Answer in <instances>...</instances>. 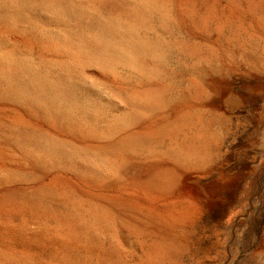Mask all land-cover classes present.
<instances>
[{
	"label": "rangeland",
	"instance_id": "obj_1",
	"mask_svg": "<svg viewBox=\"0 0 264 264\" xmlns=\"http://www.w3.org/2000/svg\"><path fill=\"white\" fill-rule=\"evenodd\" d=\"M130 1L0 0V96L5 92L4 96L2 95L0 97V107H2L0 108V257H3L0 258V264H12L15 261L17 264H20L22 261L24 262L21 264H30V262L31 264H47L48 262V264H72L73 261L74 264V260L76 264H86V262L87 264H90L91 260H94L92 261V264H97L98 262V264H141L140 261L142 257V260H147L142 261V264H264V0H167L169 2H166V0H158L157 4L156 0H149L150 2L147 0H134L133 3ZM138 1L143 3L145 8L143 6L142 7L145 11H143L144 9L141 7H136L140 5L138 4ZM152 1H155V3ZM164 2L165 4L167 3L166 6L169 7L166 8L163 5ZM150 5H152L155 10L150 7ZM156 5L160 9L157 8ZM160 5L163 6L161 7ZM131 6H134V8ZM146 7H148L149 10ZM155 7L159 10V12L156 11ZM130 8L132 9L130 10ZM135 8H138V12ZM168 8L169 10H167ZM140 9H142V13L140 12ZM152 10H154L155 13ZM151 11L154 14H151ZM160 11H164V15ZM144 12L149 16H145ZM125 13H129L127 15L128 18ZM115 15H119L121 19ZM122 15L125 16V18L122 17ZM116 20H119V23L116 22ZM136 21L137 24L134 23ZM143 21H145L146 24H144ZM131 24L134 25L136 29L133 28ZM115 27H119L120 29L118 28L117 30ZM68 28L71 29L69 30ZM70 31L71 33H74L73 31L76 32L74 33V36H72ZM78 31L81 34L83 32L84 33L81 35ZM113 31H116L115 34L117 33V36H114L115 34ZM110 32H113L114 35ZM128 32L132 35V37ZM126 33H128L130 37H128ZM68 34H71V36ZM102 34L104 36H102ZM119 34L121 38L128 39L125 41L119 36V40H121L120 43L117 39ZM60 35L61 38H58ZM65 35L68 36L67 39V36ZM75 35H77V37H75ZM83 35H86V38ZM112 35L114 38H117L113 39ZM138 35H140V39L138 38ZM82 36L83 38H81ZM70 37L71 40L74 38L72 41L73 43L68 41L70 40ZM100 37H102L104 41H102V39L100 41ZM54 38H57V42H60L63 39V43L60 42L63 48L60 47L59 43H55L56 40ZM91 38L92 40H90ZM129 38L134 40V42L138 39L142 40L140 41L142 45L139 40L138 42H135L134 45V42H130ZM51 39H54L55 41L53 40L52 42ZM80 39L84 40L79 43ZM85 39L86 44L88 43L87 45L84 43ZM144 39L145 43L148 41L151 42V44L144 43L146 47L143 46ZM66 40L68 43H66ZM95 40H98V43L100 42V48ZM122 41L126 44L129 43L128 46L130 45V49L133 48V46L137 47L136 43H138V45H140L139 50L137 48H133L132 51L135 52H129L130 49L124 42L123 45L120 46ZM50 42H52L53 45ZM94 43L97 44V46L93 49V46L95 45ZM112 43L114 45H111ZM153 43L157 44L156 46L161 47L159 52V47H152ZM50 44L53 46V49L50 48ZM131 44H133V46ZM40 45L43 46L41 47ZM55 45H58V49L60 48L59 51L55 49ZM148 45L149 47H147ZM71 46L73 48L75 46V51H72L73 48ZM112 46H114L113 49L115 50L112 49ZM142 46L145 48H142ZM82 47L85 48V52L88 55L91 54V59L94 60L97 56L96 61L89 59L90 57L88 55V57H85L86 53ZM96 47L98 51H94ZM126 47L128 49H126ZM150 47L153 48L152 50L156 48L155 52L152 51ZM143 49H150L154 53ZM105 50H107L106 52L110 51L111 54L114 53V55H110L109 52L107 54ZM142 50L149 52V55H147V52L145 55ZM76 52H79L78 54L82 55H79L78 57ZM70 53L74 55H71ZM92 53L94 55H92ZM124 53L125 55H122ZM138 53L139 55L142 53L145 56H149L147 60L145 59V56L142 54L140 55L143 60L145 59L144 62L147 61L146 66L144 64L146 68L144 66L143 69L140 68L142 70H146L143 72L141 70L142 75L139 67H142L140 62L143 60L140 58V61H136L139 58ZM70 55L73 58L70 57ZM108 55H110L109 58ZM151 55L152 57H150ZM111 56H114L112 58L113 61L111 60ZM115 58H117V60ZM150 58H152V61ZM102 59L105 60L101 61ZM108 59H110L113 63V66L118 64V66L116 65L117 67L115 66L114 68H112L113 66L111 65L112 67L110 66V72L109 67H105L106 65L111 64ZM122 59L125 60L123 61ZM127 59H129V61ZM88 60H91V62ZM13 67L15 68L13 69ZM147 68L150 70L154 68L155 71L151 70L154 71L151 73V71ZM205 68H207V70ZM15 69L16 71H19L16 73ZM23 69L29 70L24 71ZM33 69L34 72L36 71L33 73L34 77L32 76ZM116 69L119 71L115 72ZM135 69L139 72H136ZM147 70L150 72L148 75H154L149 77L146 76L148 72ZM144 72L146 75L143 74ZM38 74H40L39 78ZM29 75H31V77H29ZM25 78H29L30 80H26ZM128 79H130L131 82ZM209 81L212 83L213 87L211 86L210 89H207L206 83H209ZM31 82L36 84H32ZM7 85L12 87L10 88ZM158 85L161 89L157 87ZM136 86L138 87L136 88ZM150 86H152V88ZM23 87L25 89H23ZM38 89L40 90L39 92H37ZM43 89V92H47L46 94L48 97H46L41 91ZM33 91H36L38 94L40 93V96L42 93L44 95L39 98V95ZM51 93L52 96L55 97V100L50 95ZM8 95H10V97H8ZM35 95L36 97H34ZM55 95L58 97L60 96L59 98H62L61 101L58 102L59 98H56ZM49 96L52 98H49ZM14 97L16 99H14ZM22 97L26 98L24 99ZM32 98L34 99L32 100ZM36 98L37 100L39 98V101L41 100L44 104L41 103V101L38 102ZM152 98H155V100L153 101ZM27 101L30 102V104ZM52 101H54L55 104ZM23 102H26L28 105H33V108L30 106L29 110L26 103V106H23ZM12 103L15 104L13 105ZM144 103H147V108H152L146 110V108L143 107L145 105ZM183 103H189L190 105H193V103H196L194 105H198V103L199 105H212L213 107L215 106L222 115H224L222 116L223 120L221 121L223 124L220 123L223 130L218 127L220 125L215 122L216 119L209 117L207 113H201L198 114V116L195 114L196 116H194V118L191 116L189 119L188 124L189 126L191 124L192 129V132L190 133L191 137L189 135L188 138L187 135H185L184 137H187L188 139L186 138L187 140L185 139L184 141L193 142L194 145L192 144L191 146L192 149L195 147V153L193 149L192 158L194 160L196 157V163L195 160H192V158L191 161L190 159L185 161V159L184 162L182 161L180 164L174 161L171 162L169 159L170 155L167 153L169 156L167 157V155L165 156V154H163L164 150L162 147L160 148V141L158 140V143L155 139H151L155 142V144L152 145L153 141L149 140L152 142L150 143L144 139V133L142 132L144 129L140 130L144 125L146 127H154L159 116L162 115V112H164V115H168L169 113L175 111L176 106ZM158 105L163 109L157 107ZM62 107L64 109H62ZM47 108L52 112L50 113ZM134 108H138L139 111L134 110ZM43 109H45L46 112H41L45 111ZM54 109L56 112L60 110L59 113L54 114ZM26 110L27 112H25ZM18 113L22 115L20 116ZM23 113L25 115H23ZM60 113L63 114H61V117ZM131 113L134 114V117ZM150 114L154 118H151ZM199 116L205 117H203L202 120V117L199 118ZM1 117H3V119ZM11 117H15V121ZM20 117L23 118V121H21ZM28 117L29 119H32V121L27 120ZM195 117H198L197 121ZM207 118L211 120L208 121ZM9 119L10 121L8 123ZM115 119L117 120L114 121ZM130 119L133 120V122H130ZM28 121L33 125H30ZM111 121L115 122H113L114 124L112 127ZM202 121L203 123L207 122L208 124H200ZM10 122L13 124L12 126H10ZM15 122L19 128L16 126ZM90 124L92 125L88 127ZM131 124H133V126H130ZM195 125L197 128H195ZM85 126L87 127L86 129ZM145 126L143 128H145ZM9 127L13 128L10 130ZM133 127L137 128L135 129ZM130 128H132V131L129 130ZM218 128L219 130H222V133L217 131ZM25 130L27 134L25 133ZM125 130H127V132ZM8 131L11 132L8 133ZM34 132L37 133L34 134ZM198 132H202L201 136ZM32 133L34 135H32ZM40 133H42V135H40ZM36 134L39 135L36 136ZM3 135H5V138ZM198 136H200V138H197ZM28 138H30V141ZM203 138L207 139L203 140ZM142 139L146 141H142ZM196 139H198V141ZM118 140H122V142L119 141L123 144L122 147H120L121 145H119V142L116 144ZM125 141H127V143ZM136 141L141 144H136ZM184 141L182 140V143H185ZM203 141L208 143V147L206 146L207 148H205L206 143L204 144ZM113 142L114 146L116 145L115 147L112 145ZM149 143L150 146L152 145L150 148ZM196 143L197 146L198 144L200 146L201 143L204 144V147L202 145L200 147L198 146V148L203 147L205 150L202 148L199 152ZM132 144L137 145V147L134 145L132 146ZM142 146H144V148H142ZM153 146L155 147L153 148ZM124 147H128V151ZM133 147H136L138 152L141 151V153L139 152L140 155H138L136 149ZM119 149H121V152ZM157 150H159V152H157ZM202 151H207L208 155H206L207 152L205 154V152L203 153ZM135 152L136 154H134ZM33 153H37V156ZM100 153H102V155ZM123 153L124 155L126 153L127 158L126 155L123 157ZM109 154L111 156H109ZM142 154L144 155L142 158L143 160H141ZM118 155H120V157ZM158 155L161 156L159 157ZM39 156L41 160L39 159ZM202 156L204 157L202 158ZM115 159L118 161L117 163ZM198 159L200 160L197 161ZM159 160L165 164L170 163L175 168L174 177L176 178V193L174 194V197H176V205L181 206V209L179 206V209L175 207V210L178 209L175 212V215L166 214L167 209H170V206L173 204H171L170 201L172 198L169 199L163 197V200H166H164L165 202L163 204V202H160L162 198H160V196H156L159 191L154 186L155 182H150V184L147 185L144 183L145 181H143L147 179V176L153 173L152 171H154L150 170L149 172L148 167L150 166V168L152 167L154 169L158 165ZM154 162H156V166L153 164ZM176 163L181 166L185 165L181 168L180 166H177ZM191 163L193 164L191 165ZM122 164L126 165V167L124 168V165L122 166ZM140 177L142 178V182L139 179ZM151 179L153 178L151 177ZM137 181L139 182L137 183ZM152 183L154 185H151ZM52 186L54 187L52 188ZM135 186H139L140 188H136ZM136 189L137 191H133ZM36 191L37 193H35ZM144 191H146V193H144ZM40 192L42 195L39 194ZM143 193L145 197L143 196ZM148 193L151 194L149 195ZM14 194L15 196H13ZM70 194L72 196L75 195V200ZM36 196L41 198V202L38 200V197L36 198ZM42 196H45V198ZM69 196L70 198H68ZM77 196L79 197L77 198ZM90 197L91 199L89 202ZM155 197H159L160 200L158 198L157 200L159 201L157 202ZM94 198L95 201L98 200L97 203L101 206H97L99 205L97 203L94 204ZM77 199H80L79 201L81 203L79 205L77 204L79 203ZM99 199L101 201L104 200L103 203ZM153 199L156 202H154ZM82 202L84 203L83 205ZM88 202L90 203L88 205L91 206V210L93 209L92 207H95L94 205H96L95 208H99L98 211H96L97 209L95 210V208L93 209V211L95 210L93 215L92 213L89 214L90 212L88 213V210L90 209H87L90 207L87 205ZM109 203H113V206ZM92 204L94 205L92 206ZM84 205L87 206V208H85ZM106 205L107 209L105 208ZM139 205H141V207ZM74 206L76 207L74 208ZM103 206L104 209H106V212L103 209ZM149 206H152L153 208L150 207L148 209ZM108 207H110V209ZM82 208L85 211H83ZM154 208H156V210L159 209L160 211L162 209V211L159 212V214V210L156 211ZM45 209H47V212ZM108 209L110 212L107 211ZM111 209L112 214H116L115 217L112 214H109L111 213ZM99 210L101 213L103 211V213L100 214ZM149 210H152V212L149 213ZM96 212H98L99 215ZM104 212H108L109 217L111 216L115 219L112 220L111 218V221L109 217L107 218L108 214H105ZM177 212L178 214H176ZM186 212H188V214ZM94 214L98 215V217L94 216ZM78 215L79 217L81 216L80 219ZM90 215H92V217H90ZM150 215H152L153 218H156H154L155 221ZM167 215L169 218L166 217ZM74 216H76V221L73 219ZM93 216L96 218V221ZM100 216L103 221L101 219H97L100 218ZM148 216H150L149 218L152 221L149 220ZM163 216L166 218L164 217V219H162ZM26 217L27 219H25ZM44 217H47V219ZM125 217L129 218L126 219ZM174 217H176V219ZM59 218H66V221L60 220L61 222H58L57 220ZM82 218H84L83 223H85L83 225L82 223H79L80 220V222H82ZM158 218L162 220V224L159 222ZM179 218L180 220H178ZM129 219L132 220V223ZM70 220H74V222L72 223ZM104 220H110V222H107V224L106 221L105 223H102ZM166 220L167 223L165 222ZM63 221L66 225H64L65 223ZM89 221L93 222L92 224L94 225L92 226ZM97 221H99L100 224H97L101 227H97V225H95ZM124 221L127 223L124 224ZM137 222L141 225H138ZM78 223L80 225H78ZM101 223L105 224V226ZM112 223L113 226L111 225ZM68 224L71 228H68ZM131 224H134L133 228L130 227L133 226ZM107 226L109 228H107ZM85 227H87V229H84ZM90 227H94L95 229ZM64 228H66V230H64ZM67 228L69 230H67ZM74 229H76V231ZM78 229L81 232L79 236ZM89 230H94L91 232H97L98 235L95 233V236L92 235L93 237L91 236L92 238L90 240L88 236L93 233ZM86 231L89 232V235ZM129 231L131 233L130 235L128 234ZM138 231L140 232L138 233ZM64 232L67 234L76 232L77 235H74V233H72V235H68H71L72 239L78 236L79 239L77 238L78 240L74 239L73 241ZM82 233H84L83 236ZM85 234L87 235L85 236ZM63 237L64 239H62ZM81 237L84 238L83 241ZM67 239L69 242H67ZM69 239L71 240V243ZM85 239L89 243H87ZM88 239L92 242V244ZM92 240H94L95 243ZM128 240L131 243H129ZM76 241L78 243L80 241V243H84V248L81 246L82 244L79 245ZM72 242L74 244H72ZM66 244L71 245L66 246ZM73 245L74 247H71ZM88 246H91L92 250L91 247ZM153 247L161 249L156 250ZM63 251L64 253L62 254ZM105 251L106 254L104 253ZM81 252L83 254H81ZM91 252L93 254H97L93 255ZM110 252H112V258H110ZM150 252L156 253L151 254ZM15 253L17 257L23 256L24 259L20 257L17 258ZM116 253L121 254L117 257ZM76 254H78V258ZM101 255L103 257H101ZM95 256L98 257L96 258ZM45 257H50L52 262H50L49 259L46 261L47 259L45 260ZM66 259L67 261H65ZM96 259L100 260L95 261ZM54 260L55 262L59 261V263H54ZM44 261L46 262L42 263ZM89 261L90 263H88ZM133 261H135V263Z\"/></svg>",
	"mask_w": 264,
	"mask_h": 264
},
{
	"label": "bare ground",
	"instance_id": "obj_2",
	"mask_svg": "<svg viewBox=\"0 0 264 264\" xmlns=\"http://www.w3.org/2000/svg\"><path fill=\"white\" fill-rule=\"evenodd\" d=\"M129 1H130V0H129ZM133 1H134V0H131L130 2L133 3ZM136 1H137V0H136ZM147 1H149V0H147ZM157 1H158V0H156V4L158 3ZM138 2H139V1H138ZM138 2H136V3H138ZM141 2H144V1H141ZM149 2H150V1H149ZM152 2L155 3V1H152ZM166 2H169V1L166 0ZM172 2H173V1H172ZM145 3H146V2H145ZM145 3H144V4H145ZM147 3H148V2H147ZM160 3H161V2H160ZM160 3H159V4H160ZM138 4H140V5L142 4V5L140 6V5H138ZM138 4H137L138 6H136V7H141V8L144 7V8H145V6L143 5V3H140V2H139ZM151 4H152V3H151ZM117 5L119 6L118 3H117ZM126 5H127V3H126ZM132 5H133V4H132ZM145 5H146V4H145ZM163 5H164L166 8L169 7V6H166L167 3L165 4V2H164ZM163 5H162V6H163ZM120 6H121V5H120ZM122 6H123V5H122ZM129 6H130V5H129ZM129 6H128V7H129ZM142 6H143V7H142ZM147 6L149 7L148 4H147ZM154 6H155V5H154ZM156 6H157V5H156ZM160 6H161V5H160ZM162 6H161V7H162ZM124 7H125V6H124ZM131 7L134 8V6H131ZM148 7H146V8H148ZM150 7H152V5H150ZM174 7H175V6H174ZM132 8H130V10H131ZM144 8H143V9H144ZM152 8L154 9V7H152ZM152 8H151V9H152ZM155 8H156V7H155ZM157 8H159V7L157 6ZM157 8H156V11L159 12V10H158ZM163 8H164V7H163ZM166 8H165V9H166ZM57 9H58V8H57ZM75 9H76V8H75ZM121 9H122V8H121ZM123 9H124V8H123ZM126 9H127V6H126ZM135 9H136V11L138 12V10H137L138 8H135ZM159 9H160V8H159ZM64 10H65V9H64ZM141 10H142V9H140V12H141ZM148 10H149V8H148ZM148 10H147V11H148ZM154 10H155V9H154ZM154 10H152V11H154ZM167 10H169V8H168ZM171 10H172V9H171ZM95 11H96V10H95ZM118 11H119V10H118ZM143 11H145V9H144ZM143 11H142V12H143ZM147 11H146V12H147ZM152 11H151V14H154L155 11H154V13H152ZM164 11H166V10H164ZM164 11H163V12H164ZM174 11H175V10H174ZM142 12H141V13H142ZM160 12L163 14L162 11H160ZM168 12H169V11H168ZM79 13H80V12H79ZM156 13H157V12H156ZM85 14H86V13H85ZM115 14H116V13H115ZM120 14H121V13H120ZM125 14H126V13H125ZM128 14H129V13H128ZM128 14H126V17H127ZM130 14H131V12H130ZM138 14H139V13H138ZM144 14H145V12H144ZM170 14H171V13H170ZM146 15H147V14H145V16H146ZM163 15H164V14H163ZM190 15H191V14H190ZM87 16H88V15H87ZM111 16H112V15H111ZM115 16H117V15H115ZM139 16L141 17L140 14H139ZM147 16H149V15H147ZM151 16H152V15H151ZM156 16H157V15H156ZM117 17H119V15H118ZM122 17L125 18V16H123V15H122ZM157 17H158V16H157ZM119 18H120V17H119ZM119 18H118V19H119ZM127 18H128V17H127ZM136 18H137V17H136ZM143 18H144V17H143ZM149 18H151V17H149ZM171 18H172V17H171ZM175 18H176V17H175ZM216 18H217V17H216ZM108 19H109V18H108ZM120 19H121V18H120ZM139 19H140V18H139ZM146 19H147V17H146ZM156 19H157V18H156ZM110 20H112V19H110ZM122 20H123V19H122ZM127 20H128V19H127ZM135 20H136V19H135ZM143 20H144V19H143ZM148 20H149V19H148ZM148 20H147V21H148ZM159 20H160V19H159ZM152 21H153V20H152ZM157 21H158V20H157ZM107 22H108V20H107ZM112 22H113V21H112ZM116 22L119 23V20H118V21L116 20ZM126 22H128V21H126ZM120 23H121V22H120ZM124 23H125V22H124ZM124 23H123V24H124ZM129 23H130V22H129ZM134 23L137 24V21L134 22ZM143 23L146 24L145 21H143ZM143 23H142V24H143ZM152 23H153V22H152ZM121 24H122V23H121ZM142 24H141V25H142ZM144 24H143V25H144ZM149 25H150V24H149ZM156 25H157V24H156ZM171 25H173V24H171ZM65 26H66V24H65ZM78 26H79V25H78ZM119 26H120V25H119ZM121 26H122V25H121ZM127 26H128V25H127ZM131 26H132L133 28H135L134 25L131 24ZM146 26H147V25H146ZM95 27H96V25H95ZM116 27H117V26H116ZM116 27H115V28H116ZM122 27H124V26H122ZM78 28H79V27H78ZM118 28H119V27H118ZM118 28H116V29L118 30ZM168 28H169V27H168ZM68 29L70 30L71 28H68ZM93 29H96V28H93ZM109 29H110V28H109ZM119 29H120V28H119ZM126 29H127V28H126ZM135 29H136V28H135ZM69 30H68V31H69ZM112 30H113V29H112ZM112 30H111V31H112ZM124 30H125V28H124ZM128 30H129V28H128ZM132 30H133V29H132ZM68 31H67V32H68ZM71 31H72V30H71ZM71 31H70V33H71ZM84 31H85V30H84ZM73 32L76 33L75 31H73ZM78 32H79V31H78ZM94 32H95V31H94ZM103 32H105V31H103ZM108 32H109V31H108ZM113 32H114V34H115L116 31H113ZM113 32H110V33L113 34ZM123 32H124V31H123ZM123 32H122V34H123ZM134 32H135V30H134ZM162 32H163V31H162ZM68 33H69V32H68ZM74 33H71L72 36H74ZM79 33H80V32H79ZM83 33H84V32H83ZM83 33H82V34H83ZM92 33H93V32H92ZM106 33H107V32H106ZM128 33H129V32H128ZM128 33H126V34H127L128 37H130L131 34L129 33L130 35H128ZM63 34H64V33H63ZM65 34H67V33H65ZM71 34H68V35L71 36ZM80 34H81V33H80ZM82 34H81V35H82ZM93 34H94V33H93ZM114 34H113V35H114ZM122 34H121V35H122ZM134 34H135V33H134ZM143 34H144V33H143ZM164 34H165V33H164ZM170 34H171V33H170ZM58 35H59V34H58ZM100 35H101V34H100ZM104 35H105V33H104ZM104 35L102 34V36H104ZM113 35H112V38H113V39H116L117 37L114 38ZM155 35H156V34H155ZM168 35H169V34H168ZM65 36H67V35H65ZM83 36L85 37L86 35H83ZM83 36H82L81 38H83ZM93 36H94V35H93ZM105 36H106V35H105ZM108 36H109V35H108ZM114 36H117V33H116ZM119 36H120V34L118 35V38H117V39H118V41H120V43H121V40H119ZM127 36H126V37H127ZM139 36H140V35H138V38H139ZM59 37L61 38V35L58 36V38H59ZM63 37H64V35H63ZM75 37H77V35H75ZM124 37H125V36H124ZM131 37H132V35H131ZM134 37H135V36H134ZM136 37H137V36H136ZM67 38H68V36L66 37V39H67ZM85 38H86V37H85ZM89 38H90V37H89ZM92 38H93V37H92ZM92 38H91L90 40H92ZM107 38H108V37H107ZM120 38H121V36H120ZM138 38H137V39H138ZM54 39L56 40L57 38H54ZM54 39H53V40H54ZM73 39H74V38H73ZM73 39L71 40V37H70V40H68V41H71V42H72ZM76 39H77V38H76ZM101 39H102V37H100V41H101ZM109 39H111V38H109ZM113 39H112V40H113ZM121 39L126 41L128 38H127V39H123V38H121ZM129 39H130V38H129ZM139 39H140V38H139ZM139 39H138V40H139ZM142 39H143V38H142ZM177 39H178V38H177ZM51 40H52V39H51ZM53 40H52V42H53ZM55 40H54V41H55ZM83 40H84V39H82V40L80 39V40H79V43H80V41H83ZM98 40H99V38H98ZM98 40H95V41H97L96 43L99 45L98 47L100 48V44H99L100 42L98 43ZM112 40H111V41H112ZM138 40H136L135 42H138ZM155 40H156V39H155ZM193 40H194V39H193ZM48 41H49V40H48ZM62 41H63V39H62L60 42H62ZM66 41H67V40H66ZM66 41H65V42H66ZM68 41H67L66 43H68ZM88 41H89V40H88ZM102 41H104V40L102 39ZM108 41H109V40H108ZM116 41H117V40H116ZM132 41L134 42V40H131V39H130V42H132ZM140 41H142V40H139V42H140ZM52 42H50V43H52ZM60 42H57V40H56L55 43H59L60 47H62L61 44H60ZM65 42H64V43H65ZM92 42H93V41H92ZM123 42H124V41H122V44H120V46L123 45ZM128 42H129V40H128ZM128 42H127V43H128ZM133 42H132V43H133ZM135 42L133 43L134 45H135ZM156 42H157V41H156ZM182 42H183V41H182ZM62 43H63V42H62ZM66 43H65V44H66ZM72 43H73V42H72ZM84 43H85V45L88 44V43L86 44V39H85ZM124 43H125V42H124ZM140 43H141V42H140ZM144 43H145V39H144V41H143V46H145L146 43H147V44H148V43L151 44V42H148V41H146L145 44H144ZM175 43H176V42H175ZM175 43H174V44H175ZM17 44H18V43H17ZM42 44H43V43H42ZM74 44H76V43H74ZM74 44H72V45H74ZM81 44H82V43H81ZM81 44H80V45H81ZM94 44H95V43H94ZM97 44H95V45L93 46V49H94L95 46H97ZM125 44H126V43H125ZM128 44H129V43H128ZM128 44H126L127 47L130 46V45L128 46ZM133 44H131V45L133 46ZM136 44H137V47H134V46H133V48H135V49L137 48V49L139 50L140 45H138V43H136ZM43 45H44V44H43ZM43 45H40V46L42 47ZM52 45H53V43H52ZM52 45L50 44V46H51L50 48L53 47ZM62 45H63V44H62ZM68 45H69V44H68ZM76 45H77V44H76ZM80 45H79V46H80ZM85 45H84V46H85ZM91 45H92V44H91ZM111 45H114V44L112 43ZM117 45H118V42H117ZM141 45H142V43H141ZM156 45H157V44H154V43H153V46H152V45H151V46H152V47H155ZM161 45H162V44H161ZM21 46H22V45H21ZM26 46H27V45H26ZM57 46H58V45H57ZM57 46L55 45V47H56L55 49H57V50L59 51L60 48L58 49ZM63 46H64V45H63ZM109 46H110V44H109ZM115 46H116V45H115ZM120 46H118V47L121 48ZM143 46H142V48H145V47H146V46H145V47H143ZM19 47H20V46H19ZM27 47H28V46H27ZM69 47H70V46H69ZM71 47H72V46H71ZM77 47H78V46H77ZM113 47H114V46H112V49H113ZM127 47H126V49H128ZM147 47H149V45H148ZM152 47H150L151 50L153 49ZM158 47H159V46H156V48H158ZM178 47H179V46H178ZM29 48H30V47H29ZM38 48H40V47H38ZM48 48H49V47H48ZM62 48H63V47H62ZM62 48H61V49H62ZM64 48H65V46H64ZM72 48H73V47H72ZM82 48H83V50H84V52H85V48H84V47H82ZM105 48H106V47H105ZM133 48L130 49V47H129L130 51H129V50H128V51L131 52ZM156 48H155L154 50H152V51L155 52ZM160 48H161V47H159V50L157 49L158 52L160 51ZM175 48H176V47H175ZM35 49H36V48H35ZM52 49H53V48H52ZM69 49H70V48H69ZM78 49H79V47H78ZM96 49H97V47H96ZM96 49H95L94 51H98V49H97V50H96ZM167 49H168V48H167ZM170 49H171V48H170ZM170 49H169V50H170ZM41 50H42V49H41ZM57 50H56V51H57ZM62 50H63V49H62ZM73 50L75 51V46H74V48L72 49V51H73ZM83 50H82V51H83ZM88 50H89V49H88ZM90 50H91V49H90ZM113 50H115V49H113ZM117 50H118V48H117ZM143 50H149V51H151L150 49H143ZM143 50H142V52H144L145 55H146V52H147V51H143ZM32 51H33V50H32ZM36 51H37V50H36ZM63 51H64V50H63ZM67 51L69 52L68 49H67ZM70 51H71V50H70ZM72 51H71V52H72ZM76 51H77V49H76ZM79 51H80V50H79ZM99 51H100V49H99ZM106 51H107V50H105V52H106ZM125 51H126V50H125ZM136 51H137V50H136ZM152 51H151V52H152ZM171 51H172V49H171ZM181 51H182V50H181ZM38 52H39V51H38ZM92 52H93V51H92ZM102 52H103V51H102ZM108 52H109L110 55H114V53L111 54L110 51H108ZM108 52H106V53L108 54ZM116 52H117V51H116ZM132 52H135V51H132ZM154 52H152V53H154ZM168 52H170V51H168ZM173 52H174V51H173ZM186 52H187V51H186ZM36 53H37V52H36ZM40 53H41V52H40ZM76 53H77V52H76ZM78 53H79V52H78ZM78 53H77L78 57H79V55H82V54H78ZM82 53H83V52H82ZM85 53H86V52H85ZM147 53H148L147 55H149V52H147ZM180 53H181V52H180ZM32 54H33V52H32ZM70 54H71V53H70ZM96 54H97V53H96ZM96 54H95V56H96ZM103 54H104V53H103ZM103 54H102V55H103ZM107 54H106V55H107ZM132 54H133V53H132ZM141 54H142V53H140V55H141ZM71 55H74V54H71ZM71 55H70V57H72ZM87 55H88V54L86 53L85 57H88V56H89V57H90L89 59H91V54H89L88 56H87ZM92 55H94V54L92 53ZM110 55H108V58H109ZM122 55H125V53L122 54ZM138 55H139V53H138ZM140 55H139V58H138L139 60L137 59L136 61H140V60L142 59ZM142 55L145 56L144 54H142ZM157 55H158V54H157ZM169 55H170V54H169ZM95 56H94V57H95ZM104 56H105V55H104ZM120 56H121V52H120ZM158 56H160V55H158ZM158 56H157V58H158ZM203 56H204V55H203ZM6 57H7V56H6ZM6 57H5V58H6ZM99 57H100V56H99ZM113 57H114V56H113ZM113 57L111 56V60H112V61H113V59H112ZM115 57H116V56H115ZM117 57H118V55H117ZM137 57H138V56H137ZM145 57H146L145 59H147L149 56H145ZM150 57H152V55H151ZM155 57H156V56H155ZM160 57H161V56H160ZM205 57H206V56H205ZM72 58H73V57H72ZM72 58H71V59H72ZM80 58H82V57H80ZM96 58H97V56H96ZM96 58L94 59L95 61H96ZM100 58H102V57H100ZM103 58H105V57H103ZM129 58H130V57H129ZM140 58H141V59H140ZM143 58H144V57H143ZM157 58H155V59H157ZM201 58H202V57H201ZM105 59H106V58H105ZM105 59H104V60H105ZM115 59L117 60V58H115ZM131 59H132V58H131ZM131 59H130V60H131ZM133 59H134V57H133ZM145 59H144V60H145ZM185 59H186V58H185ZM5 60H6V59H5ZM7 60H8V59H7ZM10 60H11V59H10ZM91 60H93V59H91ZM91 60H88V61L91 62ZM94 60H93V61H94ZM104 60L102 59L101 61H104ZM122 60L124 61L125 59H122ZM127 60L129 61V59H127ZM127 60H126V61H127ZM134 60H135V59H134ZM142 60H143V59H142ZM144 60H143L142 62H140L141 64L139 63V64L142 66V67H139L140 73H141V70L143 69L144 64H145V66H146V64H147V61H145V62H146V63H145ZM147 60H148V59H147ZM150 60L152 61V58H150ZM153 60H154V59H153ZM85 61H86V60H85ZM108 61L111 62L110 59H108ZM114 61H115V60H114ZM119 61H120V58H119ZM123 61H122V62H123ZM128 61H127V63H128ZM131 61H132V60H131ZM155 61H156V60H155ZM12 62H13V61H12ZM29 62H30V61H29ZM70 62H71V61H70ZM115 62H116V61H115ZM133 62H134V61H133ZM143 62H144V63H143ZM157 62H158V60H157ZM24 63H25V61H24ZM67 63H68V62H67ZM77 63H78V62H77ZM100 63H101V62H100ZM102 63H103V62H102ZM105 63H106V62H105ZM199 63H200V62H199ZM2 64H3V63H2ZM5 64H6V63H5ZM17 64H18V63H17ZM96 64H97V63H96ZM128 64H129V63H128ZM133 64H134V63H133ZM136 64H137V63H136ZM142 64H143V65H142ZM148 64H149V63H148ZM159 64H160V63H159ZM194 64H195V63H194ZM9 65H10V64H9ZM25 65H26V64H25ZM103 65H104V64H103ZM111 65L113 66V63H112V62H111V64L105 66V67H109V72L111 71V70H110V66H111ZM116 65L118 66V64H116ZM116 65H114L113 67L111 66V67L114 68ZM166 65H167V64H166ZM203 65H205V64H203ZM68 66H69V65H68ZM94 66H95V65H94ZM117 66H116V67H117ZM129 66H130V65H129ZM131 66H132V64H131ZM145 66H144V67H145ZM148 66H149V65H148ZM194 66H195V65H194ZM21 67H22V66H21ZM124 67H125V66H124ZM133 67H134V66H133ZM159 67H160V66H159ZM216 67H217V66H216ZM14 68H15V67H13V69H14ZM93 68H94V67H93ZM126 68H127V66H126ZM140 68H142V69H140ZM145 68H146V67H145ZM145 68H144V69H145ZM149 68H150V67H149ZM149 68H147V69H149ZM151 68H152V67H151ZM71 69H72V68H71ZM107 69H108V68H107ZM119 69H120V68H119ZM122 69H123V68H122ZM136 69H138V68H136ZM136 69H135V70H136ZM205 69L207 70V68H205ZM23 70H24V69H23ZM26 70H29V69H26ZM26 70H24V71H26ZM151 70H154V71H155L154 68L151 69ZM151 70L149 69V71H151ZM206 70H205V71H206ZM208 70H210V69H208ZM15 71H16V69H15ZM18 71H19V70H18ZM18 71H16V73H17ZM20 71H21V70H20ZM24 71H23V72H24ZM118 71H119V70H118ZM118 71H117V69L115 70V72H118ZM143 71H146V70H142V72H143ZM147 71H148V70H147ZM149 71L147 72V75H146L145 72H144L143 74H145V75L148 76V77L154 75V74L148 75V74L150 73ZM154 71H151V73H153ZM35 72H36V71H35ZM35 72H34V69H33L32 74L35 73ZM37 72H39V71H37ZM112 72H114V71H112ZM136 72H139V71L136 70ZM14 73H15V72H14ZM21 73H22V72H21ZM26 73H27V72H26ZM30 73H31V71H30ZM119 73H120V72H119ZM199 73H200V72H199ZM11 74H12V73H11ZM57 74H58V73H57ZM135 74H137V73H135ZM163 74H164V73H163ZM16 75H17V74H16ZM36 75H37V74H36ZM39 75H40V74H38V78L40 77ZM41 75H42V74H41ZM120 75H121V74H120ZM141 75H142V73H141ZM161 75H162V74H161ZM18 76H19V75H18ZM32 76L34 77V74H33ZM44 76H45V75H44ZM137 76H138V75H137ZM158 76H159V75H158ZM21 77H22V76H21ZM24 77H25V76H24ZM27 77H28V75H27ZM29 77H31V75H29ZM33 77H32V79H33ZM42 77H43V76H42ZM38 78H37V79H38ZM44 78H46V77H44ZM25 79L27 80V79H29V78H25ZM35 79H36V77H35ZM40 79H42V78H40ZM46 79H48V78H46ZM134 79H135V78H134ZM138 79H139V78H138ZM147 79H148V78H147ZM171 79H172V78H171ZM26 80H24V81H26ZM29 80H30V79H29ZM43 80H44V79H43ZM119 80H120V78H119ZM128 80H130V79H128ZM191 80H192V79H191ZM35 81H36V80H35ZM22 82H23V81H22ZM22 82H21V83H22ZM28 82H29V81H28ZM40 82H41V81H40ZM44 82H45V80H44ZM47 82H49V81H47ZM130 82H131V80H130ZM158 82H159V81H158ZM9 83H10V82H9ZM9 83H8V85H9ZM18 83H19V82H18ZM31 83H32V82H31ZM38 83H39V81H38ZM147 83H148V82H147ZM147 83H146V84H147ZM152 83H153V82H152ZM0 84H1V83H0ZM23 84H24V83H23ZM25 84H26V82H25ZM32 84H36V83H32ZM39 84H40V83H39ZM47 84H48V83H47ZM135 84H136V83H135ZM142 84H143V83H142ZM155 84H158V83H155ZM164 84H165V83H164ZM172 84H173V83H172ZM194 84H196V83H194ZM206 84H207V86H206L207 89H210L211 86H212V83L209 81V83L207 82ZM8 85H7V86H8ZM28 85H29V84H28ZM41 85H42V84H41ZM49 85H50V84H49ZM138 85H139V84H138ZM140 85H141V84H140ZM144 85H145V84H144ZM151 85H152V84H151ZM203 85H204V83H203ZM22 86H23V85H22ZM29 86H30V85H29ZM35 86H36V85H35ZM38 86H40V85H38ZM47 86H48V85H47ZM51 86H52V85H51ZM133 86H134V85H133ZM154 86H155V85H154ZM162 86H163V85H162ZM162 86H161V87H162ZM193 86H194V85H193ZM204 86H205V85H204ZM3 87H4V86H3ZM8 87H10V86H8ZM11 87H12V86H11ZM11 87H10V88H11ZM27 87H28V86H27ZM137 87H138V86H136V88H137ZM144 87H145V86H144ZM146 87H147V86H146ZM150 87L152 88V86H150ZM150 87H149V88H150ZM157 87L160 88L159 85H158ZM185 87H186V86H185ZM212 87H213V86H212ZM13 88H15V87H13ZM20 88H21V87H20ZM48 88H49V87H48ZM54 88H55V86H54ZM136 88H135V89H136ZM139 88H140V87H139ZM193 88H194V87H193ZM196 88H197V87H196ZM204 88H205V87H204ZM3 89H4V88H3ZM23 89H25V88L23 87ZM28 89H29V88H28ZM28 89H27V91H28ZM36 89H37V87H36ZM45 89H46V88H45ZM49 89H51V88H49ZM55 89H56V88H55ZM160 89H161V88H160ZM162 89H163V88H162ZM177 89H178V88H177ZM190 89H191V88H190ZM20 90H21V89H20ZM33 90H35V89H33ZM90 90H91V89H90ZM131 90H132V89H131ZM141 90H142V89H141ZM165 90H166V88H165ZM174 90H175V89H174ZM3 91H4V90H3ZM5 91H6V90H5ZM39 91H40V90L38 89L37 92H39ZM41 91L43 92L44 89L41 90ZM45 91H47V90H45ZM132 91H133V90H132ZM160 91H161V90H160ZM160 91H159V92H160ZM170 91H171V90H170ZM204 91H205V90H204ZM21 92H22V90H21ZM33 92L37 93L36 91H33ZM42 92H41V93H42ZM49 92H50V91H49ZM49 92H48V94H49ZM139 92H140V91H139ZM1 93H2V92H1ZM4 93H5V92H4ZM4 93L2 94L3 96H4ZM8 93H9V92H8ZM23 93H25V92H23ZM23 93H22V94H23ZM29 93H30V91H29ZM31 93H32V90H31ZM43 93L45 94L46 97H48L47 94H46L47 92H46V93L43 92ZM43 93L41 94V96L44 95ZM61 93H62V92H61ZM125 93H126V92H125ZM140 93H141V92H140ZM145 93H146V92H145ZM154 93H155V92H154ZM180 93H181V92H180ZM6 94H7V93H6ZM11 94H12V93H11ZM37 94H38V93H37ZM39 94H40V93H39ZM39 94H38V95H39ZM170 94H171V93H170ZM2 95H1V96H2ZM20 95H21V94H20ZM26 95H27V94H26ZM31 95H32V94H31ZM31 95H30V96H31ZM50 95L52 96V93H51ZM59 95H60V94H59ZM62 95H63V94H62ZM145 95H146V94H145ZM174 95H175V94H174ZM174 95H173V96H174ZM186 95H187V94H186ZM1 96H0V97H1ZM5 96H6V95H5ZM15 96H16V95H15ZM41 96L39 95V98H40ZM51 96H49V98H50ZM55 96H56V95H55ZM147 96H148V95H147ZM149 96H150V95H149ZM166 96H168V95H166ZM8 97H10V95H8ZM27 97H28V95H27ZM34 97H36V95H35ZM37 97H38V96H37ZM52 97H53V96H52ZM52 97H51V98H52ZM57 97H58V96H56V98H57ZM59 97H60V96H59ZM59 97H58V98H59ZM190 97H191V96H190ZM22 98H24V97H22ZM25 98H26V97H25ZM25 98H24V99H25ZM39 98H38V100H37V98H36V100H37L38 102L41 101V100L39 101ZM167 98H168V97H167ZM170 98H171V97H170ZM174 98H175V97H174ZM11 99H12V97H11ZM14 99H16V98L14 97ZM33 99H34V98H32V100H33ZM45 99H46V98H45ZM47 99H48V98H47ZM53 99L55 100V97H53ZM59 99H60V98H59ZM59 99H58V102L61 101L62 98H61L60 100H59ZM181 99H182V98H181ZM181 99H180V100H181ZM43 100H44V99H43ZM51 100H52V99H51ZM65 100H66V98H65ZM70 100H71V99H70ZM152 100L154 101L155 98H152ZM162 100H163V99H162ZM168 100H169V99H168ZM171 100H172V99H171ZM180 100H179V101H180ZM193 100H194V99H193ZM17 101H18V100H17ZM22 101H23V100H22ZM25 101H26V100H25ZM29 101H30V100H29ZM48 101H49V99H48ZM63 101H64V100H63ZM71 101H72V100H71ZM139 101H141V100H139ZM169 101H170V100H169ZM175 101H176V100H175ZM194 101H195V100H194ZM27 102H28V101H27ZM31 102H32V101H31ZM46 102H47V101H46ZM49 102H50V101H49ZM52 102H54V101H52ZM52 102H51V103H52ZM56 102H57V101H56ZM58 102H57V103H58ZM65 102H66V101H65ZM136 102H137V101H136ZM136 102H135V103H136ZM143 102H144V101H143ZM158 102H159V101H158ZM163 102H164V100H163ZM165 102H166V101H165ZM195 102H197V101H195ZM9 103H10V102H9ZM17 103H18V102H17ZM25 103H26V102H25ZM25 103L23 102V106L25 105ZM28 103L30 104V102H28ZM33 103H34V102H33ZM41 103H43V102L41 101ZM41 103H40V104H41ZM60 103H61V102H60ZM67 103H68V102H67ZM73 103H74V102H73ZM172 103H173V102H172ZM12 104H13V103H12ZM12 104H11V105H12ZM14 104H15V103H14ZM14 104H13V105H14ZM40 104H39V105H40ZM43 104H44V103H43ZM43 104H42V105H43ZM47 104H48V102H47ZM54 104H55V102H54ZM83 104H84V103H83ZM138 104H139V102H138ZM144 104H145V103H144ZM146 104H147V103H146ZM146 104L143 106V107L146 108V110L152 108V107H150V108L148 107V108H147V107H146ZM194 104H196V103H193V105H190L189 103H183V104H180V105L176 106V109L174 108V107H175V106H174L173 108L175 109V111L172 112V113H169L168 115H164V114H163L164 112H162V115H160V116L158 115L159 118H158L157 122L155 123L154 127L150 124L153 128L150 127V126H147V127H146L145 125H144L145 128H143L144 126H143V127L140 126V127H142V129H140V130H143V129H144L142 132L144 133V137H145V138H144V137H143V138L146 139L147 142H148L149 140H151V139H153V140L155 139L157 142H158V140H159V141H160V148L162 147V149L164 150V151H163V154H165V156L167 155V157H169V156H168V154H169L170 157H171V158L169 157V159L171 160V162L174 161V162H178V163L180 164V162H182V161L184 162L185 159H186L185 161H188L189 159H190V161H191L192 153H193V149H194L195 147L193 146L194 148L192 149V146H191V145L193 144V142H188V141L185 142V141H184L187 137L189 138V135H190V133L192 132L191 124H190V126H189V124H188L189 119L191 118V116H193V118H194V116H196V115L198 116V114H201V113L205 114V113H207V114L209 115V117H211V118L213 117V118L216 119V121H215V120H214V121L217 122L218 125H220V126H218L219 128L222 127L220 123H222V122H221V121L223 120L222 116H224V115H222V114L220 113V111H219L215 106L213 107L212 105L210 106V105H204V104L199 105V103H198V105H194ZM3 105H4V104H3ZM6 105H7V104H6ZM9 105H10V104H9ZM21 105H22V103H21ZM21 105H20V106H21ZM26 105L29 107V110H30V106H32L31 108H33V105H28L27 103H26ZM26 105H25V106H26ZM48 105H49V104H48ZM58 105H59V104H58ZM148 105H149V104H148ZM148 105H147V106H148ZM174 105H175V104H174ZM17 106H18V105H17ZM17 106H16V107H17ZM20 106H19V107H20ZM43 106H44V105H43ZM53 106H54V105H53ZM69 106H70V105H69ZM74 106H75V105H74ZM86 106H87V105H86ZM4 107H5V106H4ZM4 107H3V108H4ZM10 107H11V106H10ZM40 107H41V106H40ZM44 107H45V106H44ZM83 107H84V106H83ZM153 107H154V106H153ZM157 107H160V106L158 105ZM157 107H156V111H157ZM0 108H2V107H0ZM7 108H9V107H7ZM11 108H12V107H11ZM25 108H26V107H25ZM42 108H43V107H42ZM42 108H41V109H42ZM85 108H86V107H85ZM141 108H142V107H141ZM4 109H5V108H4ZM26 109H27V108H26ZM37 109H38V108H37ZM55 109H56V108H55ZM55 109H54V111H55ZM58 109H59V106H58ZM58 109H56V110H58ZM62 109H64V108L62 107ZM139 109H140V108H139ZM160 109H163V108L160 107ZM165 109H167V108H165ZM219 109H220V108H219ZM43 110H45V109H43ZM47 110H49V109L47 108ZM65 110H66V109H65ZM99 110H100V109H99ZM134 110L139 111L138 108H136V109L134 108ZM153 110H154V108H153ZM153 110H152V111H153ZM49 111H50V110H49ZM54 111H53V112H54ZM59 111H60V110H59ZM59 111H58V112L55 111L54 114H55V113H59ZM72 111H74V110H72ZM90 111H91V110H90ZM156 111H155V112H156ZM160 111H161V110H160ZM162 111H164V110H162ZM22 112H23V111H22ZM25 112H27V110H26ZM29 112H31V111H29ZM29 112H28V113H29ZM35 112H36V111H35ZM41 112H46V110H45V111H41ZM51 112H52V111H50V113H51ZM68 112H69V111H68ZM132 112H133V111H132ZM158 112H159V111H158ZM165 112L167 113L166 110H165ZM16 113H17V112H16ZM19 113H20V112H19ZM19 113H18V114H19ZM31 113H32V112H31ZM31 113H30V114H31ZM62 113H63V112H62ZM62 113H60V117L63 115ZM74 113H75V112H74ZM136 113H137V112H136ZM149 113H150V112H149ZM3 114H4V113H3ZM18 114H16V115H18ZM41 114H42V113H41ZM44 114H45V113H44ZM61 114H62V115H61ZM131 114H132V113H131ZM138 114H139V113H138ZM151 114H152V113H151ZM151 114H150V115H151ZM155 114H157V113H155ZM195 114H196V115H195ZM203 114H202V115H203ZM8 115H9V114H8ZM16 115H14V116L17 117ZM19 115H20V114H19ZM21 115H22V114H21ZM21 115H20V116H21ZM23 115H25V114L23 113ZM26 115H27V113H26ZM33 115H34V112H33ZM47 115H48V114H47ZM56 115H57V114H56ZM65 115H66V113H65ZM146 115H147V114H146ZM1 116H2V114H1ZM12 116H13V115H12ZM27 116H28V115H27ZM27 116H26V117H27ZM68 116H69V115H68ZM130 116H131V115H130ZM132 116L134 117V114H132ZM154 116H156V115H154ZM205 116L208 117L207 115H205ZM205 116H203V117H205ZM9 117H10V116H9ZM15 117H13V118L11 117V118L14 120ZM29 117H30V116H29ZM29 117H28L27 120L32 121V119H29ZM58 117H59V116H58ZM65 117H66V116H65ZM122 117H123V116H122ZM140 117H141V116H140ZM152 117H153V116L151 115V118H152ZM201 117H202V116H199V118H201ZM203 117H202V120H203ZM1 118L3 119V117H1ZM20 118H21V117H20ZM130 118L133 119L132 117H130ZM141 118H142V117H141ZM153 118H154V117H153ZM195 118H196V117H195ZM197 118H198V117H197ZM197 118H196V121H197ZM16 119H17V118H16ZM131 119H130V122H131V121L133 122V120H131ZM207 119H208V118H207ZM0 120H1V119H0ZM4 120H5V119H4ZM4 120H2V121H4ZM116 120H117V119H115L114 121H116ZM119 120H120V119H119ZM200 120H201V119H200ZM204 120H205V118H204ZM210 120H211V119H210ZM210 120L208 119V121H210ZM5 121H6V120H5ZM9 121H10V119L8 120V123H9ZM14 121H15V120H14ZM17 121H18V120H17ZM17 121H16V122H17ZM21 121H23V118H21ZM114 121H113V122H114ZM191 121H192V120H191ZM191 121H190V123H191ZM193 121H194V120H193ZM212 121H213V120H212ZM16 122H15V123H16ZM38 122H39V121H38ZM88 122H89V121H88ZM111 122H112V121H111ZM113 122H112V124H111V127H112V125L115 123V122H114V123H113ZM138 122H139V121H138ZM200 122H201V121H200ZM4 123H5V122H4ZM8 123H7V124H8ZM12 123H13V121H12ZM20 123H21V122H20ZM20 123H19V125H20ZM28 123H29L30 125H33V124H31L29 121H28ZM32 123H33V122H32ZM43 123H44V122H43ZM84 123H85V122H84ZM86 123H87V122H86ZM89 123H90V122H89ZM106 123H107V122H106ZM121 123H122V122H121ZM152 123H154V122H152ZM192 123H193V122H192ZM194 123H197V122H194ZM205 123H207V122H205ZM205 123H203V121H202V123H200V124L203 125V124H205ZM10 124H11V122H10ZM13 124H14V123H13ZM13 124H11L10 126H12ZM26 124H27V123H26ZM29 124H28V125H29ZM77 124H78V123H77ZM77 124H76V125H77ZM81 124H82V123H81ZM81 124H80V125H81ZM96 124H97V123H96ZM207 124H208V123H207ZM222 124H223V123H222ZM21 125H22V124H21ZM91 125H92V124L88 125V127H90ZM115 125H116V124H115ZM127 125H128V124H127ZM135 125H136V124H135ZM202 125H201V129H202ZM216 125H217V124H216ZM6 126H7V125H6ZM8 126H9V125H8ZM16 126H17V123H16ZM16 126H15V128H16ZM34 126H36V125H34ZM83 126H84V125H83ZM130 126H133V124H131ZM192 126H193V124H192ZM17 127H18V126H17ZM20 127H21V126H20ZM41 127H42V126H41ZM189 127H190V128H189ZM198 127H199V126H198ZM204 127H205V126H204ZM9 128H10V127H9ZM12 128H13V127H12ZM12 128H10V130H11ZM18 128H19V127H18ZM34 128H35V127H34ZM78 128H79V127H78ZM82 128H83V127H82ZM86 128H87V127L85 126V129H86ZM109 128H110V127H109ZM133 128H135V127H133ZM136 128H137V127H136ZM136 128H135V129H136ZM195 128H197L196 125H195ZM205 128H206V127H205ZM205 128H204V129H205ZM215 128H216V127H215ZM219 128L217 129V131H219L220 133H222V130H223V129L221 128L222 130H221V129L219 130ZM16 129H17V128H16ZM16 129H14V130H16ZM25 129H26V128H25ZM32 129H33V128H32ZM91 129H92V127H91ZM114 129H115V128H114ZM131 129H132V128H130L129 130H131ZM138 129H139V128H138ZM199 129H200V127H199ZM14 130H12V131H14ZM18 130H19V129H18ZM35 130H36V129H35ZM35 130H34V131H35ZM38 130H39V129H38ZM38 130H37V131H38ZM40 130H41V128H40ZM40 130H39V131H40ZM48 130H50V129H48ZM110 130H111V129H110ZM195 130H196V129H195ZM45 131H46V128H45ZM51 131H52V130H51ZM86 131H87V130H86ZM88 131H89V129H88ZM125 131L127 132V130H125ZM131 131H132V130H131ZM201 131H202V130H201ZM214 131H215V130H214ZM9 132H11V131H8V133H9ZM15 132H16V131H15ZM40 132H41V131H40ZM48 132H50V131H48ZM56 132H57V131H56ZM56 132H55V133H56ZM60 132H61V131H60ZM121 132H122V131H121ZM133 132H134V129H133ZM199 132H200V131H199ZM199 132H198V134H200V136H201L202 132H201V133H199ZM219 132H218V134H219ZM2 133H3V132H2ZM13 133H14V132H13ZM25 133H26V130H25ZM35 133H37V132H34V134H35ZM61 133H63V132H61ZM85 133H87V132H85ZM26 134H27V133H26ZM34 134L32 133V135H34ZM48 134H49V133H48ZM52 134H53V133H52ZM216 134H217V133H216ZM5 135H6V133H5ZM5 135H3L4 138H5ZM37 135H39V134H36V136H37ZM40 135H42V133H40ZM43 135H44V132H43ZM61 135H62V134H61ZM185 135H187L186 138L184 137ZM193 135H194V134H193ZM196 135H197V134H196ZM219 135H220V134H219ZM48 136H49V135H48ZM111 136H112V135H111ZM200 136H198L197 138H200ZM206 136H207V135H206ZM31 137H32V136H31ZM38 137H39V136H38ZM131 137H132V136H131ZM190 137H191V135H190ZM195 137H196V136H195ZM202 137H203V136H202ZM11 138H13V137H11ZM39 138H40V137H39ZM43 138H44V136H43ZM47 138H49V137H47ZM116 138H117V137H116ZM182 138H184V139H182ZM188 138H187V139H188ZM1 139H2V138H1ZM28 139H29V141H30V138H28ZM32 139H33V138H32ZM49 139H52V138H49ZM121 139H122V138H121ZM187 139H186V140H187ZM193 139H194V137H193ZM204 139L206 140L207 138H203V140H204ZM42 140H43V139H42ZM45 140H46V139H45ZM47 140H48V139H47ZM137 140H138V139H137ZM146 140H143V139H142V141H146ZM153 140H151V141H153ZM182 140H183L185 143H182ZM196 140L198 141V139H196ZM201 140H202V139H201ZM110 141H111V140H110ZM119 141L122 142V140H118L116 144H118ZM151 141H149V142L152 143ZM207 141H208V140H207ZM50 142H51V141H50ZM125 142L127 143V141H125ZM128 142H130V141H128ZM147 142H146V144H147ZM157 142H156V143H157ZM169 142H170V144H169ZM4 143H5V142H4ZM92 143H93V142H92ZM119 143H120V142H119ZM139 143H140V142H139ZM139 143L136 141V144H139ZM150 143H149V148L152 147V145L155 144V142L153 141V144L150 146ZM158 143H159V142H158ZM203 143L205 144L206 141H205V142L203 141ZM46 144H47V142H46ZM101 144H102V143H101ZM124 144H125V143H124ZM140 144H141V143H140ZM143 144H145V143H143ZM143 144H142V145H143ZM204 144L201 143L200 146L203 145V147H204ZM44 145H45V144H44ZM54 145H55V144H54ZM112 145L114 146V142L112 143ZM119 145H121L120 147H122L123 144L120 143ZM127 145H128V144H127ZM129 145H130V144H129ZM133 145L137 147V145L132 144V146H133ZM147 145H148V144H147ZM193 145H194V144H193ZM12 146H13V145H12ZM46 146H47V145H46ZM115 146H116V145H115ZM115 146H114V147H115ZM117 146H118V145H117ZM125 146H126V145H125ZM132 146H131V147H132ZM145 146H146V145H145ZM190 146H191V147H190ZM196 146H197V143H196ZM198 146H199V144H198ZM198 146H197V148H198ZM200 146H199V147H200ZM206 146L208 147V143H206L205 148H207ZM21 147H22V146H21ZM108 147H109V146H108ZM108 147H107V148H108ZM114 147H112V148H114ZM120 147H119V148H120ZM131 147H130V148H131ZM136 147H133V148L136 149ZM138 147H139V145H138ZM154 147H155V146H153V148H154ZM203 147L198 148L199 152H200V149H202ZM3 148H4V147H3ZM6 148H7V147H6ZM42 148H43V147H42ZM50 148H51V147H50ZM107 148H106V149H107ZM124 148H126L127 151H128V147H124ZM139 148H140V147H139ZM142 148H144V146H142ZM197 148H196V149H197ZM20 149H21V148H20ZM109 149H111V148H109ZM114 149H116V148H114ZM126 149H125V151H126ZM203 149H204V148H203ZM39 150H40V149H39ZM51 150H52V149H51ZM116 150H117V149H116ZM122 150H124V149H122ZM149 150H150V149H149ZM151 150H152V149H151ZM204 150H205V149H204ZM37 151H38V150H37ZM40 151H41V150H40ZM107 151H108V150H107ZM114 151H115V150H114ZM119 151L121 152V149H119ZM125 151H123V152H125ZM136 151H137L138 155H140L141 151H139L140 153L138 152L137 149H136ZM152 151H153V150H152ZM31 152H32V151H31ZM115 152H117V151H115ZM115 152H114V153H115ZM157 152H159V150H157ZM160 152H161V151H160ZM202 152H203V151H202ZM204 152H205V151H204ZM204 152H203V153H204ZM206 152H207V151H206ZM206 152H205V154H206ZM17 153H18V152H17ZM126 153H128V152H126ZM126 153H125V155H126ZM145 153H146V152H145ZM151 153H152V152H151ZM167 153H168V154H167ZM194 153H195V149H194ZM11 154H12V153H11ZM28 154H29V153H28ZM33 154H35V153H33ZM36 154H37V153H36ZM36 154H35V155H36ZM100 154L102 155V153H100ZM112 154H113V152H112ZM117 154H118V153H117ZM120 154H121V153H120ZM132 154H133V153H132ZM132 154H130V155H132ZM134 154H136V152H135ZM146 154H148V153H146ZM40 155H41V154H40ZM114 155H115V154H114ZM125 155H124V153H123V157H124ZM149 155H150V152H149ZM149 155H148V156H149ZM206 155H208V152H207ZM19 156H20V155H19ZM36 156H37V155H36ZM109 156H111V155L109 154ZM109 156H108V157H109ZM118 156L120 157V155H118ZM121 156H122V155H121ZM135 156H137V155H135ZM143 156H144V155L142 154L141 160H143V159H142ZM145 156H147V155H145ZM158 156H159V155H158ZM160 156H161V155H160ZM160 156H159V157H160ZM131 157H132V156H131ZM138 157H140V156H138ZM155 157H156V156H155ZM163 157H164V156H163ZM203 157H204V156H202V158H203ZM41 158H42V157H41ZM44 158H45V157H44ZM110 158H111V157H110ZM112 158H113V155H112ZM112 158H111V159H112ZM126 158H127V155H126ZM195 158H196V157H195ZM195 158H194V160H195ZM27 159H28V158H27ZM39 159H40V156H39ZM99 159H100V158H99ZM40 160H41V159H40ZM109 160H110V159H109ZM115 160H116V159H115ZM137 160H138V159H137ZM137 160H136V161H137ZM148 160H149V159H148ZM170 160H169V161H170ZM192 160H193V158H192ZM194 160H193V161H194ZM199 160H200V159H198L197 161H199ZM201 160H204V159H201ZM205 160H206V159H205ZM150 161H151V160H150ZM150 161H149V162H150ZM152 161H153V159H152ZM152 161H151V162H152ZM160 161H161V160H159L157 166H156V164H155L156 162L153 163V164H155V166H156L154 169H153L152 167H151V168H152V169H151L150 166L148 167L149 172H150V170H154V171H152L153 173H151V175H149V176L146 175V176H147V179H146V180H143V181H145L144 183H146L147 185H149L150 182H155V183H154L155 185H154L153 183H152L151 185H154L155 188L158 189L159 192H157V195H156V196H160V198H162L161 200H163V197H166V198H169V199L172 198L170 201H171V204H172V203H173V204L170 206V209H167V213H166V214H168V215H169V214H173V215H175V212L179 209V207H180V209H181V206L176 205V204H177V201L175 200L176 197H174V194L176 193V192H175V182H176L175 179H176V178L174 177V170H175V168H174L170 163H168V164L166 163V164H165V163H162V162H160ZM108 162H109V161H108ZM112 162H113V160H112ZM117 162H118V161L116 160V163H117ZM165 162H166V161H165ZM201 162H202V161H201ZM204 162H205V161H204ZM120 163H121V162H120ZM143 163H144V162H143ZM185 163H187V162H185ZM195 163H196V160H195ZM102 164H103V163H102ZM125 164H126V163H125ZM151 164H152V163H151ZM176 164H177V163H176ZM179 164H177V166H180L181 168H183V166L185 165L184 163H182V164H184V165H182V166L179 165ZM187 164H189V163H187ZM192 164H193V163H191V165H192ZM198 164H199V163H198ZM115 165H116V164H115ZM123 165H124V164H122V166H123ZM111 166H112V165H111ZM122 166H121V167H122ZM108 167H109V166H108ZM114 167H115V166H114ZM116 167H117V165H116ZM125 167H126V165H124V168H125ZM22 168H23V167H22ZM109 168H111V167H109ZM109 168H108V169H109ZM176 168H179V167H176ZM181 168H180V169H181ZM189 168H190V167H189ZM115 169H116V168H115ZM122 170H123V168H122ZM148 170H147V172H148ZM25 172H26V171H25ZM145 172H146V171H145ZM147 172H146V173H147ZM149 172H148V173H149ZM29 173H30V172H29ZM146 173H145V174H146ZM176 173H177V172H176ZM176 173H175V174H176ZM133 174H134V173H133ZM133 174H132V175H133ZM127 175H128V174H127ZM137 175H138V174H137ZM141 175H143V174H141ZM139 176H140V175H139ZM146 176H145V177H146ZM176 176H177V175H176ZM145 177H144V179H145ZM151 177H152L154 180L151 179ZM177 177H179V176H177ZM139 179L141 180L142 178L140 177ZM92 180H93V179H92ZM169 180H174V181H169ZM123 181H124V180H123ZM55 182H56V180H55ZM129 182H130V181H129ZM138 182H139V181H137V183H138ZM141 182H142V180H141ZM141 182H140V184H141ZM49 184H50V183H49ZM58 185H59V184H58ZM61 185H62V184H61ZM137 185H139V184H137ZM128 186H129V185H128ZM139 186H140V185H139ZM139 186H137V187H139ZM53 187H54V186H52V188H53ZM60 187H61V186H60ZM68 187H69V186H68ZM135 187H136V186H135ZM137 187H136V188H137ZM149 187H150V186H149ZM152 187H153V186H152ZM171 187H172V189H171ZM38 188H39V187H38ZM46 188H47V187H46ZM46 188H45V189H46ZM52 188H51V189H52ZM63 188H64V187H63ZM128 188H129V187H128ZM139 188H140V187H139ZM36 189H37V188H36ZM58 189H59V188H58ZM66 189H67V188H66ZM142 189H143V188H142ZM67 190H68V189H67ZM140 190H141V189H140ZM37 191H38V190H37ZM37 191H36L35 193H37ZM45 191H46V190H45ZM51 191H52V190H51ZM54 191H55V190H54ZM102 191H103V190H102ZM133 191H137V189H136V190H133ZM28 192H29V191H28ZM33 192H34V191H33ZM62 192H63V191H62ZM126 192H127V191H126ZM138 192H140V191H138ZM141 192H142V191H141ZM52 193H54V192H52ZM144 193H146V191H144ZM144 193H143V196H144ZM155 193H156V192H155ZM12 194H13V193H12ZM27 194H28V193H27ZM39 194H41V192H40ZM55 194H56V192H55ZM63 194H64V193H63ZM141 194H142V193H141ZM148 194H149V193H148ZM150 194H151V193H150ZM150 194H149V195H150ZM10 195H11V194H10ZM32 195H33V194H32ZM37 195H38V194H37ZM41 195H42V194H41ZM41 195H40V196H41ZM45 195H46V194H45ZM56 195H57V194H56ZM68 195H69V193H68ZM68 195H67V196H68ZM70 195H71V194H70ZM78 195H79V194H78ZM153 195H155V194H153ZM13 196H15V194H14ZM18 196H19V195H18ZM27 196H28V195H27ZM71 196H72V195H71ZM81 196H83V195H81ZM84 196H87V195H84ZM28 197H29V196H28ZM37 197H38V196H36V198H37ZM42 197H43V196H42ZM58 197H59V196H58ZM72 197H73L74 200H75V195L72 196ZM72 197H71V198H72ZM78 197H79V196H77V198H78ZM141 197H142V196H141ZM144 197H145V196H144ZM149 197H150V196H149ZM149 197H148V198H149ZM30 198H31V197H30ZM36 198H35V199H36ZM38 198H39L38 200L41 202V200H40L41 198H40V197H38ZM43 198H45V196H44ZM49 198H50V197H49ZM68 198H70V196H69ZM68 198L66 197L67 200H68ZM81 198H83V197H81ZM150 198H151V197H150ZM155 198H156V201H157V202L160 200L159 197H155ZM155 198H154V199H155ZM158 198H159V200H157ZM2 199H3V198H2ZM90 199H91V197L89 198V202H90ZM92 199H93V196H92ZM96 199H97V198H96ZM100 199H101V198H100ZM100 199H99V200H100ZM151 199H152V198H151ZM151 199H149V200L152 201ZM154 199H153V200H154ZM177 199H178V197H177ZM8 200H9V199H8ZM18 200H19V199H18ZM77 200H78V199H77ZM79 200H80V199H79ZM79 200H78V201H79ZM86 200H87V199H86ZM161 200H160V202H163V204H164V202L166 201L165 199H164L165 201H164V200L161 201ZM64 201H65V200H64ZM81 201H82V199H81ZM93 201H94V204H95V203H97L98 200L95 201V198H94ZM100 201H101V200H100ZM103 201H104V200H103ZM103 201H101V202L103 203ZM156 201L154 200V202H156ZM167 201H168V199H167ZM83 202H84V201H83ZM83 202H82V205L85 203V202H84V203H83ZM86 202H87V201H86ZM89 202L87 203V205L90 204ZM91 202H92V201H91ZM105 202H106V201H105ZM109 202H110V201H109ZM152 202H153V201H152ZM152 202H150V203L153 204ZM160 202H159V203H160ZM43 203H44V202H43ZM47 203H48V202H47ZM49 203H50V202H49ZM55 203H56V201H55ZM69 203H70V202H69ZM80 203H81V202L79 201V203H77V204L79 205ZM38 204H39V203H38ZM40 204H41V203H40ZM44 204H45V203H44ZM60 204H61V203H60ZM94 204H92V206H93ZM97 204H99V203H97ZM105 204H106V203H105ZM105 204H104V205H105ZM109 204H112V206H113V203H109ZM163 204H161V205H163ZM47 205H48V204H47ZM72 205H73V204H72ZM85 205H86V203H85ZM85 205H84V207L87 208V206H85ZM107 205H108V203H107ZM107 205H106V207H105L106 209H107ZM158 205H159V204H158ZM169 205H170V203H169ZM169 205H168V206H169ZM180 205H181V204H180ZM5 206H6V205H5ZM61 206H62V205H61ZM88 206H90V205H88ZM94 206L96 207V205H94ZM97 206H101V205L99 204V205H97ZM139 206L141 207V205H139ZM165 206H167V205H165ZM178 206H179V207H178ZM183 206H184V205H183ZM183 206H182V208H183ZM185 206H186V205H185ZM49 207H50V206H49ZM68 207H71V206H68ZM72 207H73V206H72ZM75 207H76V206H74V208H75ZM82 207H83V206H82ZM95 207H92V208L94 209ZM110 207H111V205H110ZM110 207H108V208L110 209ZM142 207H143V206H142ZM150 207H152V206H149L148 209H149ZM159 207H162V206H159ZM175 207L178 208V209L175 210ZM186 207H187V206H186ZM13 208H14V207H13ZM41 208H42V206H41ZM41 208H40V209H41ZM44 208H45V207H44ZM51 208H52V207H51ZM63 208H64V207H63ZM80 208H81V205H80ZM89 208H90V209H89ZM101 208H102V207H101ZM101 208H100V209H101ZM112 208H113V207H112ZM145 208H146V207H145ZM152 208H153V207H152ZM152 208H151V209H152ZM163 208H164V207H163ZM165 208H167V207H165ZM184 208H185V207H184ZM187 208H188V207H187ZM49 209H50V208H49ZM70 209H71V208H70ZM82 209H83V208H82ZM87 209L90 210V211L88 210V213L90 212L89 214L92 213V215H93V213H95L94 211H95L96 209H97L96 211H98L99 208H95V210L93 211V209L91 210V206H90V207H88ZM103 209H104V206H103ZM103 209H102V210H103ZM106 209H104L105 212H106ZM109 209H108L107 211H109ZM140 209H141V208H140ZM154 209L156 210V208H154ZM160 209H161V208H160ZM188 209H189V208H188ZM45 210H46V212H47V209H45ZM77 210H78V209H77ZM80 210H81V209H80ZM145 210H146V209H145ZM155 210H154V211H155ZM158 210H159V209H158ZM158 210H156V211H158ZM28 211H29V210H28ZM78 211H79V210H78ZM83 211H85V210L83 209ZM91 211H92V212H91ZM99 211H100V210H99ZM133 211H134V210H133ZM149 211H150L149 213L152 212V210H149ZM161 211H162V209H161ZM161 211L159 210L158 213L161 212ZM165 211H166V210H165ZM165 211H163V212H165ZM179 211H180V210H179ZM179 211H178V212H179ZM182 211H183V209H182ZM184 211H185V210H184ZM16 212H17V211H16ZM48 212H49V211H48ZM81 212H82V211H81ZM105 212H104V213H105ZM109 212H110V211H109ZM125 212H126V211H125ZM128 212H129V211H128ZM128 212H127V213H128ZM142 212H143V211H142ZM142 212H141V213H142ZM178 212H177L176 214H178ZM66 213H67V212H66ZM68 213H69V212H68ZM82 213H83V212H82ZM85 213H86V212H85ZM96 213H98V212H96ZM99 213L102 214L103 211H102V213H101V211H100ZM99 213H98V215H99ZM127 213H126V214H127ZM132 213H133V212H132ZM149 213H148V215H149ZM156 213H157V212H156ZM156 213H155V214H156ZM184 213H185V212H184ZM186 213L188 214V212H186ZM77 214H81V213H77ZM83 214H84V213H83ZM105 214H108V212L105 213ZM109 214H112V209H111V213H109ZM109 214H108L107 218L109 217ZM133 214H134V213H133ZM153 214H154V213H153ZM159 214H160V213H159ZM159 214H158V215H159ZM46 215H47V214H46ZM86 215H87V214H86ZM92 215H90V217H92ZM98 215H95V214H94V216H97V217H98ZM103 215H104V214H103ZM103 215H102V217H103ZM112 215H113V214H112ZM115 215H116V214H115ZM115 215H113V216L115 217ZM131 215H132V214H131ZM131 215H130V216H131ZM161 215H162V214H161ZM168 215H167L166 217L169 218ZM2 216H3V215H2ZM11 216H13V215H11ZM16 216H17V215H16ZM20 216H21V215H20ZM53 216H54V215H53ZM72 216H73V215H72ZM76 216H77V215H76ZM76 216H74V218H73V217H72V218L75 219ZM94 216H93V218H95ZM104 216H105V215H104ZM126 216H127V215H126ZM138 216H139V214H138ZM146 216H147V215H146ZM146 216H145V217H146ZM150 216H152V215H150ZM150 216H148V218H149ZM170 216H171V215H170ZM180 216H181V215H180ZM182 216H184V215H182ZM13 217H14V216H13ZM18 217H19V216H18ZM37 217H39V216H37ZM58 217H60V216H58ZM64 217H65V216H64ZM78 217H79V215H78ZM80 217H81V216H80ZM80 217H79V219H80ZM87 217H88V216H87ZM102 217L100 216V218H97V219H101V220H102ZM105 217H106V216H105ZM105 217H104V218H105ZM123 217H124V216H123ZM164 217H165V216H163L162 219H164ZM166 217H165V218H166ZM178 217H179V215H178ZM0 218H1V216H0ZM44 218L47 219V217H44ZM84 218H85V217H84ZM84 218H82V222H80L81 220L79 221V223H82V225L85 224V223H83V219H84ZM88 218H89V217H88ZM107 218H106V219H107ZM109 218H110V220H111L112 217L110 216ZM125 218L128 219L129 217H125ZM125 218H124V219H125ZM133 218H134V217H133ZM154 218H155V217H154ZM154 218H153V216H152V219H153V220H154ZM174 218L176 219V217H174ZM180 218H182V217H180ZM180 218H179L178 220H180ZM10 219H11V218H10ZM13 219H14V218H13ZM25 219H27V217H26ZM30 219H31V218H30ZM40 219H41V218H40ZM56 219H57V218H56ZM67 219H70V218H67ZM85 219H87V218H85ZM89 219H90V218H89ZM114 219H115V218H114ZM114 219L112 218V220H114ZM117 219H118V218H117ZM124 219H123V220H124ZM130 219H131V218H130ZM130 219H129V220H130ZM155 219H156V218H155ZM158 219H159V218H158ZM20 220H21V219H20ZM60 220H65V221H66V218H65V219H63V218L60 219V218H59L57 221L59 222ZM101 220H100V221H101ZM110 220H109V221H108V220H107V221L104 220V222H102V223H105V221H106V224H107V222L109 223ZM112 220H111V221H112ZM137 220H139V219H137ZM149 220H150V218H149ZM169 220H170V219H169ZM169 220H168V221H169ZM178 220H177V221H178ZM12 221H13V220H12ZM57 221H56V222H57ZM70 221H72V220H70ZM70 221H68V222H70ZM75 221H76V219H75ZM84 221H86V220H84ZM95 221H96V218H95ZM102 221H103V220H102ZM135 221H136V220H135ZM142 221H143V220H142ZM146 221H147V220H146ZM150 221H152V220H150ZM154 221H155V220H154ZM161 221H162V220L159 219V222H160V223H161ZM35 222H36V221H35ZM56 222H55V223H56ZM60 222H61V221H60ZM63 222H64V221H63ZM63 222H62V223H63ZM68 222H67V223H68ZM73 222H74V220L72 221V223H73ZM89 222H90V221H89ZM130 222L132 223V220H130ZM130 222H129V224H130ZM133 222H134V219H133ZM139 222H140V221H139ZM139 222H137L138 225H141ZM165 222L167 223V220H166ZM169 222H171V221H169ZM172 222H173V221H172ZM64 223H65V222H64ZM76 223H77V222H76ZM79 223H78V225H80ZM87 223H88V221H87ZM90 223H91L92 226L94 225V224H92L93 222H90ZM97 223H99V221H97V222L95 223V225H97V227L100 226V225H99L100 223H99V224H97ZM102 223H101V224H102ZM125 223H127V222L124 221V224H125ZM141 223H142V222H141ZM163 223H164V221H163ZM166 223H165V224H166ZM24 224H25V222H24ZM53 224H54V223H53ZM134 224H135V223H134ZM134 224H131V225H133V226H130V225H129V226L133 228V227H134ZM161 224H162V223H161ZM168 224H169V223H168ZM22 225H23V224H22ZM42 225H44V224H42ZM64 225H66V223H65ZM68 225H69V224H68ZM73 225H74V224H73ZM73 225H72V227H73ZM82 225H81V227H82ZM102 225L105 226V224H102ZM108 225H110V224H108ZM111 225L113 226V223H112ZM163 225H164V224H163ZM166 225H167V224H166ZM166 225H165V226H166ZM169 225H171V224H169ZM60 226H61V225H60ZM117 226H118V225H117ZM126 226H127V225H126ZM126 226H124V227H126ZM63 227H64V226H63ZM88 227H89V226H88ZM100 227H101V226H100ZM100 227H99V228H100ZM127 227H128V226H127ZM127 227H126V228H127ZM140 227H141V226H140ZM68 228H71L70 225H69ZM68 228H67V230H69ZM90 228L95 229L94 227H90ZM90 228H89V229H90ZM102 228H104V227H102ZM107 228H109V227L107 226ZM143 228H144V226H143ZM58 229H59V228H58ZM61 229H62V228H61ZM81 229H82V228H81ZM84 229H87V227H85ZM97 229H98V228H97ZM117 229H118V228H117ZM135 229H136V227H135ZM135 229H134V230H135ZM145 229H146V228H145ZM159 229H160V228H159ZM55 230H56V229H55ZM64 230H66V228H64ZM70 230H73V229H70ZM74 230L76 231V229H74ZM103 230H104V229H103ZM109 230H110V229H109ZM120 230H121V229H120ZM129 230H130V228H129ZM140 230H141V229H140ZM150 230H151V229H150ZM150 230H149V231H150ZM58 231H59V230H58ZM61 231H62V230H61ZM78 231H79V229H78ZM89 231H90V230H89ZM91 231H94V230H91ZM91 231H90V232H91ZM97 231H98V230H97ZM105 231H106V230H105ZM118 231H119V230H118ZM127 231H128V230H127ZM131 231H132V230H131ZM136 231H137V230H136ZM147 231H148V230H147ZM47 232H48V231H47ZM59 232H60V231H59ZM59 232H58V234H59ZM65 232H66V231H65ZM65 232H64V233H65ZM86 232H87V231H86ZM99 232H100V231H99ZM101 232H102V230H101ZM139 232H140V231H138V233H139ZM141 232H143V231H141ZM72 233H74V235L76 234V232H71V233H68V234H71V235H72ZM77 233H78V232H77ZM80 233H81V232L79 231L78 236L80 235ZM84 233H85V232H84ZM84 233H82V236H83ZM87 233H88V235H89V232H87ZM91 233H93V232H91ZM95 233L97 234V232H95ZM95 233L90 234V236H88V237L90 238V240H91V238H92L93 236H95V235H94ZM51 234H52V233H51ZM62 234H63V233H62ZM65 234H67V233H65ZM68 234H67V235H68ZM99 234H100V233H99ZM124 234H125V233H124ZM126 234H127V232H126ZM128 234H129V235L131 234L130 231L128 232ZM188 234H189V233H188ZM60 235H61V233H60ZM67 235H66V236H67ZM71 235H70V236L68 235V236L71 238ZM74 235H73V236H74ZM76 235H77V234H76ZM86 235H87V234H85V236H86ZM92 235H93V236H92ZM97 235H98V234H97ZM116 235H117V234H116ZM53 236H54V235H53ZM62 236H63V235H62ZM78 236L75 237L74 239H75V240H76L77 238L79 239ZM91 236H92V237H91ZM122 237H123V236H122ZM127 237H128V236H127ZM81 238H82V241H83L84 238H83V237H81ZM62 239H64V237H63ZM65 239H66V238H65ZM71 239H72V238H71ZM74 239H72V240L74 241ZM78 239H77V240H78ZM93 239H95V238H93ZM69 240H70V239H69ZM80 240H81V239H80ZM88 240H89V239H88ZM90 240H89V241H90ZM117 240H118V239H117ZM85 241L87 242L86 239H85ZM92 241L94 242V240H92ZM128 241H129V240H128ZM67 242H69L68 239H67ZM76 242H77V241H76ZM76 242H75V243H76ZM80 242H81V241H80ZM80 242H79V243L77 242V243H78L79 245L82 244L81 246L83 247V246H84V245H83L84 243H80ZM70 243H71V240H70ZM87 243H89V242H87ZM90 243L92 244L91 241H90ZM94 243H95V242H94ZM119 243H120V242H119ZM129 243H131V242L129 241ZM154 243H156V242H154ZM158 243H159V241H158ZM63 244H64V243H63ZM72 244H74V243L72 242ZM78 244H77V245H78ZM124 244H126V243H124ZM67 245H69V244H66V246H67ZM70 245H71V244H70ZM70 245H69V246H70ZM75 245H76V244H75ZM89 245H90V244H89ZM104 245H105V243H104ZM0 246H1V245H0ZM54 246H55V245H54ZM151 246H152V245H151ZM158 246H159V245H158ZM6 247H7V246H6ZM29 247H30V246H29ZM59 247H61V246H59ZM59 247H58V248H59ZM71 247H74V245L71 246ZM82 247H81V248H82ZM88 247H91V246H88ZM121 247H122V246H121ZM127 247H128V246H127ZM130 247H131V245H130ZM160 247H161V246H160ZM15 248H16V247H15ZM78 248H79V247H78ZM78 248H77V249H78ZM83 248H84V247H83ZM113 248H114V247H113ZM153 248L156 249L155 247H153ZM6 249H7V248H6ZM59 249H60V248H59ZM63 249H64V248H63ZM66 249H67V248H66ZM66 249H65V250H66ZM68 249H69V248H68ZM73 249H74V248H73ZM75 249H76V248H75ZM93 249H94V248H93ZM101 249H103V248H101ZM129 249H130V248H129ZM135 249H136V248H135ZM137 249H138V248H137ZM142 249H143V248H142ZM146 249H147V248H146ZM146 249H145V250H146ZM160 249H161V248H160ZM160 249H156V250H160ZM14 250H15V249H14ZM79 250H80V248H79ZM91 250H92V247H91ZM94 250H96V249H94ZM105 250H106V248H105ZM12 251H13V250H12ZM23 251H24V250H23ZM59 251H60V250H59ZM61 251H62V250H61ZM80 251H81V250H80ZM88 251H89V250H88ZM102 251H104V250H102ZM102 251H101V252H102ZM107 251H108V250H107ZM111 251H112V250H111ZM128 251H129V250H128ZM152 251H153V250H152ZM67 252H68V251H67ZM67 252H66V253H67ZM85 252H86V251H85ZM94 252H97V251H94ZM99 252H100V250H99ZM99 252H98V253H99ZM123 252H124V251H123ZM145 252H146V251H145ZM145 252H143V253H145ZM148 252H149V251H148ZM148 252H147V254H148ZM159 252H160V251H159ZM161 252H162V251H161ZM60 253H61V252H60ZM63 253H64V251L62 252V254H63ZM74 253H75V252H74ZM78 253H79V252H78ZM91 253H92V252H91ZM104 253L106 254V251H105ZM111 253H112V252H110V254H109V255H110V258H112V257H111V256H112ZM113 253H114V252H113ZM133 253H134V252H133ZM140 253H141V252H140ZM150 253H151V252H150ZM154 253H156V252H153V253H151V254H154ZM24 254H25V253H24ZM28 254H29V252H28ZM57 254H58V253H57ZM79 254H80V253H79ZM81 254H83V253L81 252ZM86 254H87V253H86ZM89 254H90V252H89ZM89 254H88V255H89ZM92 254H93V253H92ZM96 254H97V253H94L93 255H96ZM100 254H101V253H100ZM116 254H117V253H116ZM116 254H115V255H116ZM119 254H121V253H119ZM119 254H117L116 256H117V257L120 256ZM166 254H167V253H166ZM15 255H16V253H15ZM65 255H66V254H65ZM67 255H68V253H67ZM90 255H91V254H90ZM98 255H99V254H98ZM102 255H103V254H102ZM102 255H101V257L104 256V255H103V256H102ZM138 255H139V254H138ZM157 255H158V254H157ZM13 256H14V255H13ZM49 256H50V255H49ZM52 256H53V255H52ZM52 256H51V257H52ZM62 256H63V255H62ZM74 256H75V255H74ZM76 256H77V258H78V254H76ZM80 256H81V255H80ZM83 256H84V255H83ZM105 256H107V255H105ZM129 256H130V255H129ZM143 256H144V254H143ZM149 256H150V255H149ZM165 256H166V255H165ZM16 257H17V255H16ZM19 257H20V256H18L17 258H19ZM32 257H33V256H32ZM32 257H31V258H32ZM67 257H68V256H67ZM72 257H73V256H72ZM86 257H87V256H86ZM95 257H96V256H95ZM95 257H94V258H95ZM97 257H98V256H97ZM97 257H96V258H97ZM131 257H132V256H131ZM144 257H145V256H144ZM0 258H3V257H0ZM14 258H15V257H14ZM14 258H13V259H14ZM20 258H23V256H21ZM27 258H28V257H27ZM29 258H30V257H29ZM70 258H71V257H70ZM73 258H74V257H73ZM83 258H84V257H83ZM107 258H108V257H107ZM110 258H109V259H110ZM114 258H115V257H114ZM129 258H130V257H129ZM139 258H140V257H139ZM142 258H143V257H142ZM142 258H141V261H140L141 264L143 263L142 261H147L146 259H145V260H142ZM145 258H146V257H145ZM154 258H156V257H154ZM154 258H153V259H154ZM5 259H6V258H5ZM9 259H10V258H9ZM9 259H8V260H9ZM23 259H24V258H23ZM46 259H47V260H46ZM48 259H49L50 262H52V261L50 260V257H48V258L45 257V260H46V261H48ZM53 259H54V258H53ZM64 259H65V257H64ZM71 259H72V258H71ZM74 259H75V258H74ZM79 259H80V258H79ZM79 259H78V260H79ZM90 259H93V258H90ZM90 259H89V260H90ZM115 259H116V258H115ZM117 259H118V258H117ZM147 259H148V257H147ZM1 260H2V259H1ZM6 260H7V259H6ZM18 260H19V259H18ZM28 260H29V259H28ZM41 260H42V259H41ZM55 260H56V259H55ZM55 260H54V263H59V261H58V262H55ZM58 260H60V259H58ZM68 260H70V259H68ZM82 260H83V259H82ZM99 260H100V259H99ZM99 260L96 259L95 261H99ZM113 260H114V259H113ZM119 260H120V259H119ZM125 260H126V259H125ZM133 260H134V259H133ZM156 260H157V259H156ZM46 261H44V262H42V263H45ZM65 261H67V259H66ZM85 261H86V259H85ZM87 261H88V260H87ZM92 261H94V260H91V263H90V261H89L88 263L92 264V263H93ZM101 261H102V260H101ZM101 261H100V262H101ZM116 261H117V260H116ZM127 261H129V260H127ZM138 261H139V260H138ZM154 261H155V260H154ZM7 262H8V261H7ZM13 262H14V261H13ZM15 262H16V261H15ZM15 262H14V263H15ZM19 262H20V260H19ZM22 262H24V261H22ZM22 262H21V263H22ZM25 262H26V261H25ZM69 262H70V261H69ZM103 262H104V261H103ZM110 262H111V260H110ZM120 262H122V261H120ZM129 262H130V261H129ZM133 262L135 263V261H133ZM133 262H132V263H133ZM140 262H139V263H140ZM14 263H12V264H14ZM21 263H20V264H21ZM48 263H49V262H48ZM48 263H47V264H48ZM79 263H80V262H79ZM83 263H85V262H83ZM98 263H99V262H98ZM98 263H97V264H98ZM101 263H102V262H101ZM122 263H123V262H122ZM130 263H131V262H130ZM136 263H137V261H136ZM147 263H148V262H147ZM153 263H154V262H153ZM15 264H17V263H15ZM23 264H24V263H23ZM25 264H26V263H25ZM27 264H28V263H27ZM30 264H31V262H30ZM33 264H35V263H33ZM38 264H40V263H38ZM59 264H61V263H59ZM62 264H63V263H62ZM72 264H73V261H72ZM74 264H76V263H75V260H74ZM77 264H78V263H77ZM80 264H81V263H80ZM86 264H87V262H86ZM95 264H96V263H95ZM104 264H106V263H104ZM111 264H112V263H111ZM115 264H117V263H115ZM123 264H124V263H123ZM125 264H126V263H125Z\"/></svg>",
	"mask_w": 264,
	"mask_h": 264
}]
</instances>
